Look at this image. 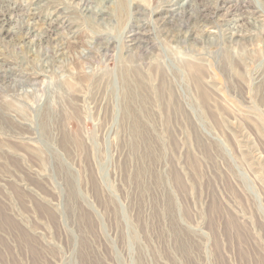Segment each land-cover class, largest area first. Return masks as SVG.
<instances>
[{"label":"rangeland","instance_id":"rangeland-1","mask_svg":"<svg viewBox=\"0 0 264 264\" xmlns=\"http://www.w3.org/2000/svg\"><path fill=\"white\" fill-rule=\"evenodd\" d=\"M0 26V264H264V0Z\"/></svg>","mask_w":264,"mask_h":264},{"label":"bare ground","instance_id":"bare-ground-1","mask_svg":"<svg viewBox=\"0 0 264 264\" xmlns=\"http://www.w3.org/2000/svg\"><path fill=\"white\" fill-rule=\"evenodd\" d=\"M1 27V26H0ZM54 27V26H53ZM28 30H31V29H28ZM127 38H129L130 41L128 42H134V35H130L128 36Z\"/></svg>","mask_w":264,"mask_h":264}]
</instances>
